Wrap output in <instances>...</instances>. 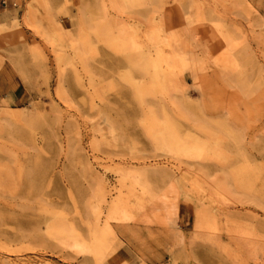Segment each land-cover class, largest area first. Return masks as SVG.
<instances>
[{
  "label": "rangeland",
  "instance_id": "obj_1",
  "mask_svg": "<svg viewBox=\"0 0 264 264\" xmlns=\"http://www.w3.org/2000/svg\"><path fill=\"white\" fill-rule=\"evenodd\" d=\"M11 1L0 264H264V0Z\"/></svg>",
  "mask_w": 264,
  "mask_h": 264
},
{
  "label": "crops",
  "instance_id": "obj_2",
  "mask_svg": "<svg viewBox=\"0 0 264 264\" xmlns=\"http://www.w3.org/2000/svg\"><path fill=\"white\" fill-rule=\"evenodd\" d=\"M16 11L11 0H0V26L8 23ZM23 82L6 62L0 63V102L16 103L23 99Z\"/></svg>",
  "mask_w": 264,
  "mask_h": 264
},
{
  "label": "bare ground",
  "instance_id": "obj_3",
  "mask_svg": "<svg viewBox=\"0 0 264 264\" xmlns=\"http://www.w3.org/2000/svg\"><path fill=\"white\" fill-rule=\"evenodd\" d=\"M152 64H153V63H152ZM151 66H152V65H151ZM155 66H156V65H155ZM153 67H154V66H153ZM155 68H156V67H155ZM146 185H148V184H146ZM148 186H149V185H148ZM147 188H149V187H146V189H147ZM147 190H148V189H147ZM149 190H150V189H149ZM149 190H148V193H149ZM152 190H153V189H152ZM153 191H155V190H153ZM150 192H151V191H150ZM153 193H154V192H151L150 194L153 195ZM155 193H156V191H155ZM158 193H160V192H158ZM158 193L155 194V195H156V199L158 198V197H157V195H159ZM162 194H163V195H162V196L160 195L159 198H158V199H161V201H160L161 203H160V204H161V205H162V204L164 205V204H167V203L169 204V203H170V202H169V199H170L169 196H167L166 194H164V192H162ZM151 195H150V196H151ZM160 197H161V198H160ZM157 202H158V201H157ZM157 205H158V204H157ZM172 205H173V204H172ZM161 207H163V206H161ZM164 207H166V206H164ZM170 207H171V208L173 207L172 210L175 209L174 206H170ZM159 209H160V208H159ZM161 209H162V208H161ZM166 209H167V208H166ZM166 209L164 208L163 210H166ZM163 210H162V212H163ZM159 211H160V210H159ZM160 212H161V211H160ZM164 212H165V211H164ZM168 219H169V218H168ZM169 220H170V219H169ZM170 222H171V220L169 221V223H170Z\"/></svg>",
  "mask_w": 264,
  "mask_h": 264
}]
</instances>
